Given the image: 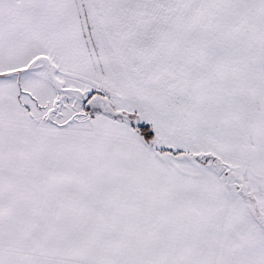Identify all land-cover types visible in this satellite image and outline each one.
I'll list each match as a JSON object with an SVG mask.
<instances>
[{
	"label": "snow or ice",
	"instance_id": "obj_1",
	"mask_svg": "<svg viewBox=\"0 0 264 264\" xmlns=\"http://www.w3.org/2000/svg\"><path fill=\"white\" fill-rule=\"evenodd\" d=\"M0 264H264V0H0Z\"/></svg>",
	"mask_w": 264,
	"mask_h": 264
}]
</instances>
